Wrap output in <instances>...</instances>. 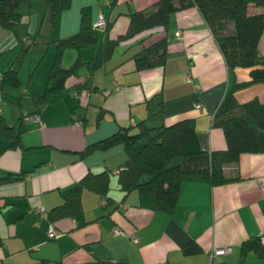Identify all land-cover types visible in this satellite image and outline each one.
I'll use <instances>...</instances> for the list:
<instances>
[{
	"label": "crops",
	"instance_id": "obj_1",
	"mask_svg": "<svg viewBox=\"0 0 264 264\" xmlns=\"http://www.w3.org/2000/svg\"><path fill=\"white\" fill-rule=\"evenodd\" d=\"M153 1L70 0L69 7L65 8L71 12L63 22L64 35L76 29L80 4L90 5L92 19L99 12L108 19L117 12L107 32L108 36H114L126 23L122 11L140 8ZM102 3L108 6L107 13H104ZM18 9L21 18L17 23L25 29L21 33L13 27L14 36H34L35 39L44 16L42 0L20 3ZM65 9L57 10L55 25L57 15H65ZM247 9L262 11L264 20V6L249 2ZM177 29L181 37H175ZM9 31L0 27V50L6 48L5 42H12ZM164 34L167 53L161 76L156 66L133 68L128 60L130 57L126 56L137 44L131 45L121 55L112 57L111 54L106 59L111 61L104 68L110 69L108 81L116 87L113 93H108H112L109 101L105 102V97H101L103 86L101 90L87 91L84 98L82 94L80 102L74 87L65 86L43 103H29L28 108L22 106L36 114L37 119L22 117L21 146H7L9 139L0 135V176L5 173L14 176L0 182V264H24L39 257L48 259L50 264H94L91 261L97 264H264V259L253 252H247L241 260L238 254V243L247 236L258 235L264 242V151L240 152L235 162L222 167L225 175L238 176L224 182L182 180L169 212L152 209L135 190L123 195L117 187L115 171L124 162L120 143L78 154L86 143L121 126L135 130L136 121L141 118L146 124L156 125L192 117L199 146L206 150L221 148L225 146L223 134L220 128L211 124L212 114L248 99L264 103V77L251 78L245 67H228L224 63L195 5L173 10L165 29L157 30L143 41L149 42ZM37 36L40 39L44 35ZM104 37L105 34L99 31L98 44ZM44 38L47 41L52 37ZM90 46V57L81 55L87 61L91 59L93 46ZM256 48L264 56V25ZM74 54L75 50L73 53L67 51L63 58L61 56V64L67 65ZM52 55L53 48L41 67V85L36 81L32 83L28 77L23 96L30 91H40L44 86ZM115 67L120 70L113 74ZM93 70L84 75L92 76L88 80L100 88L98 84L103 83L91 74ZM125 72H129L128 76H124ZM78 73L83 75L79 70ZM66 91L69 96L63 95ZM92 97L97 101H92ZM158 97L160 109L156 110ZM150 99L153 105L147 104ZM143 100L145 104L141 103ZM195 101L200 105L194 106ZM88 105L91 110L94 105L97 109L102 107L97 120L94 117L97 109L94 114L87 115L80 107L87 108ZM0 115L6 123L15 124L18 108L10 102L0 103ZM103 168L110 171L106 195L100 196L86 188L80 191L85 219L82 224L76 225L71 216L49 221L44 212L37 209L42 206L46 210L58 203V190L73 183L85 171ZM107 195L110 199H106ZM49 224L54 228L52 235L48 233ZM113 226L119 232H114ZM133 233L138 236L136 241L129 237ZM189 240L196 242L198 250L182 251V246ZM219 246H226L227 250L209 259L208 251Z\"/></svg>",
	"mask_w": 264,
	"mask_h": 264
},
{
	"label": "trees",
	"instance_id": "obj_2",
	"mask_svg": "<svg viewBox=\"0 0 264 264\" xmlns=\"http://www.w3.org/2000/svg\"><path fill=\"white\" fill-rule=\"evenodd\" d=\"M30 0H0V27L13 31L14 25L20 20L18 9L20 3ZM43 15L50 27H53L58 9L69 7L70 0H42ZM115 2V0H110ZM252 2L264 6V0H154L143 7L122 11L126 23L121 32L108 36L116 13L111 18H103L102 25H92L90 5L80 4L77 13L76 29L68 34L50 38L53 42V55L47 70L46 82L40 91H30L25 94L32 105L48 100L52 93H60L65 86H73L78 100L87 91L100 89L92 84L89 77L79 74L81 66L86 74L108 59L115 46L124 41V51L127 47L137 44V47L126 57L132 58L134 69L158 67L159 76L166 51V36L161 35L145 42L147 36L167 26L169 14L178 8L195 5L203 21L208 27L217 45L224 63L228 67L243 66L251 78L264 77V56L256 48L257 38L263 28V12H250L247 4ZM98 15V13H97ZM100 28L101 30H98ZM105 34L104 41L98 44V33ZM18 48L11 58L10 64L0 69V100L13 103L18 108L17 121L8 124L0 115V135L9 139L7 146H21L19 134L24 130L23 112L30 114L22 107L21 93H11L7 86H20L17 76L18 67L30 43L35 42L34 36L24 39L15 34ZM92 45L91 59H83L80 49ZM66 47H72L75 54L67 65L61 64V56ZM23 54V55H22ZM161 100L157 98V109ZM85 102H83L84 105ZM102 107L95 113L97 120L102 114ZM136 129L128 130L121 126L93 141L86 143L79 155H84L94 149H104L115 143H120L124 152L123 166L116 170L115 181L123 195L135 190L137 196L148 201L152 209L169 212L173 207L179 184L182 180L203 179L208 183H221L237 177L227 176L222 167L235 162L240 152L264 151V103L248 99L234 107L219 110L211 116V124L221 129L225 146L206 150L199 146L195 135L192 117L177 118L169 123L149 125L144 120L136 121ZM138 139L142 141L136 146ZM109 173L106 168L97 171H85L73 183L60 188V201L51 205L44 212V217L51 221L62 216H71L76 225L82 224L83 211L80 201V191L90 189L98 195H106L109 188ZM145 176V177H143ZM14 176L5 173L1 181H7ZM106 199H110L106 196ZM182 251L198 250L196 242L189 240L182 246ZM253 252L264 259V242L258 235H250L238 243L239 260L247 252ZM91 263L97 264L96 261ZM24 264H50L49 260L39 257Z\"/></svg>",
	"mask_w": 264,
	"mask_h": 264
},
{
	"label": "rangeland",
	"instance_id": "obj_3",
	"mask_svg": "<svg viewBox=\"0 0 264 264\" xmlns=\"http://www.w3.org/2000/svg\"><path fill=\"white\" fill-rule=\"evenodd\" d=\"M123 5V4H122ZM102 7H103V11L104 13L108 11V6H106L105 4L102 3ZM68 8V7H67ZM67 11H63V12H66L65 15H63L61 13V15H57V22H56V25L54 24L53 27L51 28L48 21L46 20V18L43 16V18L41 19V24H40V29L39 31L37 32L38 34L40 33H43L44 36H42L40 39L39 37L37 36L38 34H35V39L36 41L33 42V43H30L27 47V50L18 67V71H17V74H18V77L20 79V86L18 89H16L15 87H12V86H7L6 87V90L8 92H11V93H14V94H17V93H21L22 94V106L23 107H30L31 103L30 101L26 98V96H23L24 93L22 92V90H24V87H25V84L27 83V78L30 77L32 79V83L34 81H36L37 85L40 83V72H41V67L43 66V64L45 65V62L47 60V56H49L51 53H52V48H53V42H49L47 43V41L45 40L44 37H48L50 35V37L54 38L56 37V35H64V31H63V22L68 19V16H69V12H71L70 10L71 9H65ZM116 10V9H114ZM39 18V17H38ZM38 21V19H37ZM15 29H18L21 33H24V29L21 25V23H16L14 25ZM58 28L60 29L61 33L58 34ZM5 30V29H4ZM51 30V31H49ZM11 32L12 36H13V39H12V42H5V46L6 47L5 49L3 50H0V68H4L6 65H8V63H10L11 61V58L13 57V55L15 54L17 48H18V45L19 43L16 42V37L14 36V31H9ZM24 39H26V37H24ZM0 41H2V36H0ZM124 41L123 42H119L113 52H112V57L113 56H119L121 55V50L122 48L124 47ZM131 47V46H130ZM130 47H127L126 50H129ZM73 48L72 47H66L64 50H63V53H62V58L66 55V52L69 51V52H72L73 53ZM90 52H91V46L90 44L86 45V46H83L81 48V55L83 58H89L90 57ZM125 52V50H124ZM23 55V54H22ZM73 57V56H72ZM131 63H132V58L130 57L128 59ZM70 62V61H69ZM68 62V63H69ZM110 60H106L104 61L103 64H101L100 67L96 68L95 70L92 71L91 74H95V77L97 79H99L101 81V83L103 84H98L100 86V88L103 86V92H102V95L101 97H105V102L106 101H109L112 93L116 87H114L113 85H110L109 81H108V78H109V73H110V69L106 70L104 69L105 66H109L110 64ZM126 62V60L123 61V63ZM67 63V64H68ZM85 67L84 66H81L79 68V71L82 72L83 74H86V71L84 69ZM125 69V68H124ZM120 69H116V67L112 70L113 74H116L117 71H119ZM32 71V72H31ZM129 72H125L124 76H128ZM92 77V76H91ZM89 77V78H91ZM31 83V84H32ZM42 83V82H41ZM40 83V85H41ZM44 85V83H43ZM43 87V86H42ZM42 89V88H41ZM109 95L108 93L111 92ZM56 93H53L51 94L50 97L52 96H55ZM64 96H69V92L66 91L64 94ZM76 100V99H74ZM92 101H97V99L95 97H92ZM0 103L4 104H8L9 102H1ZM30 103V104H29ZM142 104H145V100H143V102H141ZM149 105H153L151 104V99L148 101ZM77 105H75L74 107H76ZM85 106V105H84ZM89 107H82L80 106L83 110L85 109V113H87V115H92L94 114V112L96 111L97 109V106L95 107V105L93 106V110H91V105H88ZM132 106H135V103L132 105ZM150 122V121H149ZM142 141V139H138L136 142H135V145L137 146L140 142Z\"/></svg>",
	"mask_w": 264,
	"mask_h": 264
},
{
	"label": "built area",
	"instance_id": "obj_4",
	"mask_svg": "<svg viewBox=\"0 0 264 264\" xmlns=\"http://www.w3.org/2000/svg\"><path fill=\"white\" fill-rule=\"evenodd\" d=\"M102 24H103V18L101 16V14L98 13L97 18L94 20L92 25H102ZM180 34H181V32L178 29L175 30V32H174L175 37H181ZM199 105H200V102H198V101L194 102V106H199ZM23 117H30L33 119H37L36 114H34V113L27 114V113L23 112ZM100 202H103V199H101ZM37 209L42 211V212H45V210L43 209L42 206H38ZM112 229L114 232H119V229L116 226H113ZM48 233L50 235H52L54 233V228L51 224H49ZM129 237L132 241H136L138 236H137V234L133 233ZM225 250H227L226 246L213 247L208 251V257H209V259H213L216 255L224 252Z\"/></svg>",
	"mask_w": 264,
	"mask_h": 264
}]
</instances>
